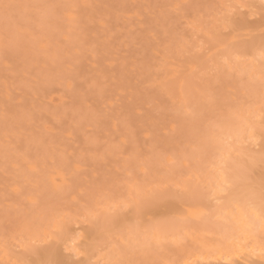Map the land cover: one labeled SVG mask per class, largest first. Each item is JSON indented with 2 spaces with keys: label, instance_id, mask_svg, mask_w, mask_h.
<instances>
[{
  "label": "rangeland",
  "instance_id": "374dc122",
  "mask_svg": "<svg viewBox=\"0 0 264 264\" xmlns=\"http://www.w3.org/2000/svg\"><path fill=\"white\" fill-rule=\"evenodd\" d=\"M225 3L233 0H0V242L6 228L15 229L7 235L16 246L18 228L45 231L51 218L67 212L77 215L68 214L78 220L71 228L81 224L84 231L89 226L79 216L88 209L100 213L113 197L137 199L175 184L190 185L197 198L169 192L152 201L139 224L142 237L147 221L161 217L168 218V233L200 222L222 230L214 213L223 203L216 208L207 199L215 179L210 164L227 147L217 140L221 131L242 120L238 101L260 88L258 76L247 68L236 74L218 56L215 43L231 40L219 22ZM28 5L69 7L39 25L30 17L52 10ZM17 33L19 45L6 56ZM180 79L187 102L173 94ZM235 170L243 179L254 174ZM200 199L210 205L202 215ZM99 218L104 224L103 212Z\"/></svg>",
  "mask_w": 264,
  "mask_h": 264
},
{
  "label": "snow or ice",
  "instance_id": "6c2138e0",
  "mask_svg": "<svg viewBox=\"0 0 264 264\" xmlns=\"http://www.w3.org/2000/svg\"><path fill=\"white\" fill-rule=\"evenodd\" d=\"M24 7L51 9L52 14L48 17H30L32 23L42 25L46 20L59 19L63 9L69 6ZM219 7L224 10L219 18L223 26L221 34L231 37V40L224 44L229 53L225 64L234 58L237 62H258L260 66V127L257 129L254 124L245 123L246 139L240 148L255 143L258 135L259 145L264 149V0H260L259 5L225 3ZM19 42L20 35L17 33L15 43L5 46V55L7 56L12 47L18 46ZM239 105L250 110L251 101L247 97L238 101L237 115L243 119ZM232 151L233 149H230L227 156H221L219 179L212 195L207 197L209 201L215 200L217 203L227 201L231 208V235L221 238L212 235L209 240H205L201 248L211 256L217 248L227 247L229 251H236L237 255L247 253L248 258L243 264H264V178L261 179L259 187L250 181L241 186L231 179L228 175V165ZM242 154L237 150V155ZM169 192L180 199L185 196L197 198V194L188 184L156 186L146 190L135 200L113 197L104 210L102 230H96L100 213L88 209L83 224L90 227H85L84 231H78L81 225H77V230L72 229L64 218L57 216L49 221L47 231L33 234L25 241L16 240V246L13 247L9 244L7 234L14 233L15 229L6 228V238L0 242V251H7L10 255L16 254L17 258L9 264H191L190 261L162 258L165 254L186 248L189 243L187 235H170L166 231L167 217L149 219L147 223L150 227L143 237L139 232L145 209L152 201ZM200 206L210 207L209 204L203 203V199H200ZM129 213L135 216V221L128 219ZM185 217L188 218L187 213ZM98 252L103 253L104 258L92 259ZM224 259L223 256L215 261L201 259L196 264H221ZM225 264H241V261L228 256Z\"/></svg>",
  "mask_w": 264,
  "mask_h": 264
},
{
  "label": "bare ground",
  "instance_id": "6f19581e",
  "mask_svg": "<svg viewBox=\"0 0 264 264\" xmlns=\"http://www.w3.org/2000/svg\"><path fill=\"white\" fill-rule=\"evenodd\" d=\"M256 2L259 4L260 3V0H256ZM233 3L234 4H236V3H254L252 0L250 1V0H233ZM202 37H203V39H206V41H211V42H213V36H210V34H206V33H204L203 35H202ZM216 45H218V47L221 49V51H220V53L218 54V56H221V57H224V55H225V58H226V56H228L229 55V53L225 50V48H224V45L223 44H221V43H218V42H216L215 43ZM240 47H242V46H240ZM219 49V50H220ZM224 58V59H225ZM219 59V58H218ZM218 59H215V60H217V62H218ZM224 59H222V60H224ZM224 63V62H223ZM222 65V64H221ZM220 65V66H221ZM226 65H228V67H230V68H232L233 69V67H234V71H235V73H236V71H237V73L239 72V68H240V70L242 71V70H244L245 68H247L246 70H247V72L246 73H248V75H251V76H255V77H259V79H260V66H259V63L257 62V63H246V62H237V61H235V59L234 58H232V59H229L228 60V63L226 64ZM166 69L168 70V72L170 73V75H173V73L177 70V68H176V63L175 62H168V66L166 67ZM243 72V71H242ZM242 72H239V75H242L243 73ZM176 73V72H175ZM236 73V74H237ZM241 73V74H240ZM244 74H245V71H244ZM243 74V75H244ZM231 75V74H230ZM232 77V76H231ZM237 77V76H236ZM257 77V78H258ZM235 79V78H234ZM254 79V78H253ZM240 80V79H239ZM255 82H257L256 80H255ZM254 82V83H255ZM257 84V83H256ZM174 88H175V93H173L174 95H175V98L177 99V101H179V102H187L188 100H189V98H188V95H190V92H188V90H184V86H183V82H182V80L180 79V80H177L176 82H175V86H174ZM199 89H201V88H198L197 89V92L199 93L198 95L196 94L197 92H194V94L195 95H197L198 97L200 96H202L203 95V93L201 92L200 93V91L201 90H199ZM232 89V88H231ZM258 89H260V88H258ZM255 90V91H251V92H248V94L250 95V97L248 98V99H250L251 98V100L253 99V101H252V108L250 109V110H248V109H246L244 106H240L239 107V111H240V114L243 116V119L240 121V124L239 125H232L233 127H231V128H228V130H224L223 131V133H222V131H221V137L219 138V139H217L218 141H219V143L221 142L222 144H224V146L225 145H227V147L225 148V149H221L220 151H219V153L217 154V156H218V158L215 160V163L213 164V163H211L210 164V166H211V169H212V171L214 170V180H211L212 181V183H210L211 184V195H212V193H213V191H214V189H215V186H216V183H217V181H218V179H219V165H220V163H221V160H220V158H221V156H227L228 154H229V150L230 149H233V151L231 152V160L229 161V165H228V175L230 176V178L231 179H233L237 184H239V185H243L245 182H248L249 180H250V182L252 183V184H254L256 187L257 186H259V184H260V182H261V179L262 178H264V149H262L261 147H260V145H259V136L257 135V137H256V142L255 143H253V144H248V145H246L245 146V148H243V149H241L240 148V145L244 142V140L246 139V136H245V123H252V124H254L255 125V127L257 128V129H259V127H260V119H259V117H260V108H259V97H260V92H259V90ZM234 90V89H233ZM233 90H232V92H233ZM239 91H243V90H239ZM238 91V92H239ZM253 92V93H252ZM244 93V92H243ZM250 93H252V94H250ZM201 94V95H200ZM245 94H246V96L248 95L246 92H245ZM245 94H243V95H245ZM203 97V96H202ZM205 97H207V96H205ZM243 97V96H242ZM188 98V99H187ZM237 98V97H236ZM241 98V97H240ZM231 99H233V98H231ZM237 100V99H236ZM227 101V100H226ZM232 103V102H231ZM225 105V104H224ZM231 105H234V104H231ZM223 106V105H222ZM237 106H238V104H237ZM233 107V106H232ZM235 107V106H234ZM223 108V107H222ZM226 110V109H225ZM237 112V111H236ZM222 113V112H221ZM220 113V114H221ZM236 114V113H235ZM234 114V115H235ZM236 116V115H235ZM221 117V116H220ZM225 117V116H224ZM228 117V116H227ZM238 117V116H237ZM230 119V118H229ZM232 119H233V117H232ZM239 119V118H238ZM234 121V120H233ZM220 122V121H219ZM218 122V123H219ZM235 123V122H234ZM242 123V124H241ZM233 124V123H232ZM235 124H238V123H235ZM215 126H217V124L215 125ZM231 126V125H230ZM234 126H236V127H238V128H234ZM219 128V127H218ZM212 129V128H211ZM229 129H230V131H229ZM232 129V130H231ZM235 129V130H234ZM237 129V130H236ZM222 130V129H221ZM216 131V130H215ZM218 131V130H217ZM216 131V132H217ZM234 131V132H233ZM218 132H220V129H219V131ZM233 132V133H232ZM218 136H219V134H217ZM216 138V137H215ZM202 140V139H201ZM207 143V142H206ZM223 146V147H224ZM196 147V146H195ZM255 148V149H254ZM250 149H252V151H254V153L255 154H257V155H254V153L251 155V154H249L250 153ZM237 150H239V151H241L243 154L242 155H237ZM257 152V153H256ZM201 158V157H200ZM198 163V162H197ZM231 163V164H230ZM185 164L187 165V163L185 162ZM193 164V163H192ZM201 164V163H200ZM233 164V165H232ZM236 164V165H235ZM188 166V165H187ZM194 166V165H193ZM198 166H199V163H198ZM236 166V167H235ZM195 167H196V165H195ZM237 167H239V169H243V170H241V171H247L248 173H250L251 171V173H253L254 172V174H255V177H254V174H253V177H252V175L250 174V177H252L251 179H253V180H251V179H249V178H245V179H243L242 177H239V175H237V170H235V169H237ZM259 167H260V169H259ZM233 168H234V170H233ZM206 173V172H205ZM204 173V174H205ZM242 173H244V172H242ZM206 174H208V172L206 173ZM249 176V175H248ZM206 177V176H205ZM213 179V178H212ZM248 179V180H247ZM213 181H214V183H213ZM213 184H214V186H213ZM209 185V184H208ZM214 187V188H213ZM134 193V192H133ZM211 195H208V196H211ZM132 200H135V198H132ZM215 201V200H214ZM105 202V201H104ZM227 201H223V202H220L219 204L217 203V202H214V204H216V208H217V204L218 205H222L221 203H223V205L222 206H219V208H217L216 210H217V212H215V210L213 211V212H215L214 213V215H217L216 217H219V219H216V220H219L220 222L219 223H217L218 225H216V227L217 226H219V224L220 225H222V230H218V228L217 229H215V228H211V229H207L206 227H200L199 226V224H201V222L200 223H197L198 224V227H193V226H195L196 225V223L195 224H192L193 226H192V228L190 227L191 226V224H190V228H188V229H182L183 230V232H179V231H177V227L174 225V227H176V229L174 230V228H173V232H172V230L170 229V235H181V234H185V235H187L188 236V238H189V243H188V245L186 246V248H184V249H181V250H179L178 252H173V253H171V254H165L162 258L163 259H172V260H177V261H190L191 262V264H196V262L198 261V260H201V259H203V260H208V259H212L213 261H215L216 259H219L221 256H223L225 259L224 260H221V264H225V262H226V259H227V257L228 256H231L233 259H239L240 261H241V264H243V262H244V260L245 259H247L248 257H247V253L245 252L243 255H237V252L236 251H229L228 250V248L227 247H223V248H217L216 250H214V252L211 254V256L204 250V249H202L201 248V245L205 242V240H209L210 239V237L212 236V235H214L215 237H217V238H221V237H229L230 235H231V221H230V215H231V208H229V206H228V203H226ZM226 203V204H225ZM98 204H100V203H98ZM215 206V205H214ZM228 206V207H227ZM94 207V206H93ZM102 207H104V206H102ZM101 207V208H102ZM215 208V207H214ZM225 208H227V209H225ZM229 208V209H228ZM196 210L199 212V213H204V211H203V207H201L200 206V204L198 203L197 204V206H196ZM227 210H229L230 211V215H229V212L227 211ZM226 211L228 212V214L226 213ZM77 212V211H76ZM83 212V211H82ZM103 212V214H104V208L101 210V212H100V214ZM212 212V211H211ZM56 213V212H55ZM68 214H70V212H67ZM64 214H66V213H64ZM60 215V217H62V216H66V217H63V218H66L65 220L70 224V226L73 228V226H72V223L73 224H75L76 225V222L78 221V220H76V222L73 220H71V219H74V217H75V215H76V213L74 214V212H73V214H72V217H73V215H74V217L72 218L71 217V219L69 218L70 217V215L68 216V214L67 215ZM83 214H85V213H83ZM206 214H208V213H206ZM211 215V214H210ZM40 216V215H39ZM54 216H56V215H54ZM77 216V215H76ZM34 217V216H33ZM47 217V216H46ZM79 217H85V215H83L82 216V213H81V216H79ZM202 217H204V216H202ZM68 218V219H67ZM100 218H102V217H100ZM99 218V219H100ZM200 218V217H199ZM199 218H196L198 221H201ZM52 219V218H51ZM212 219V218H211ZM81 220V219H80ZM133 220V219H132ZM135 220V219H134ZM133 220V221H134ZM168 220V219H167ZM215 220V221H216ZM104 221V220H103ZM196 221V220H195ZM75 222V223H74ZM80 222H83V221H80ZM98 222V221H97ZM146 222V221H145ZM167 222H169V221H167ZM172 222V221H171ZM170 222V223H171ZM218 222V221H217ZM100 223V224H99ZM99 223H97V229L96 230H98V229H100V226L99 225H102V226H104V224H102V220L100 219V221H99ZM104 223V222H103ZM184 223V222H183ZM38 224V223H37ZM78 224V223H77ZM141 224V223H140ZM172 224H174V223H172ZM178 224V223H177ZM181 224V223H180ZM188 224V223H187ZM216 223H214V225H215ZM79 225H81V224H79ZM83 225V224H82ZM143 225V224H142ZM148 225V227H150V225L149 224H147ZM170 225V224H169ZM183 224H181L180 226H182ZM203 225V224H202ZM27 225H25V227H26ZM46 226V229H48L47 227L49 226V223L47 224V225H45ZM44 226V227H45ZM88 226V225H87ZM102 226H101V228H102ZM168 226V225H167ZM197 226V225H196ZM27 227H29V226H27ZM75 228H76V226H74ZM90 227V226H89ZM143 227V226H142ZM145 227H146V225H145ZM169 227V226H168ZM170 227H171V225H170ZM169 227V228H170ZM173 227V226H172ZM183 227V226H182ZM215 227V226H214ZM221 227V226H220ZM30 228V227H29ZM40 228V227H39ZM37 229L36 228V226H35V233L34 232H32V231H30V230H28V228H18L19 230H17V232H16V234H19L21 237L20 238H18V240H22V241H25L29 236V234L31 233H34V234H36V233H39V232H44V228H43V231H42V228H40V229ZM104 228V227H103ZM102 228V229H103ZM166 228V227H165ZM178 228H179V225H178ZM46 229H45V231H46ZM146 229V228H145ZM39 232H38V231ZM41 230V231H40ZM83 230H84V228H83ZM90 230L91 231H95V230H93V229H91L90 228ZM142 230H143V228H142ZM148 230V229H147ZM146 230V231H147ZM166 230H167V228H166ZM178 230H180V229H178ZM145 231V230H144ZM146 231H145V233H146ZM29 234H28V233ZM140 232V231H139ZM20 233H22V234H20ZM27 233V234H26ZM144 233V232H143ZM30 234V235H31ZM142 234V233H141ZM27 235V236H26ZM142 237V236H141ZM10 242H12V241H10ZM257 244H258V242H257ZM14 246V245H13ZM1 252H3V253H1V255H0V258H2L1 256H3V255H5L6 256V259L4 260V257L2 258L3 259V261H5V262H3L1 259H0V264H9V262L10 261H12V260H15L16 258H17V256H16V254H9L7 251L5 252V251H1ZM5 252V253H4ZM3 254V255H2ZM35 258H37V259H39L40 257H35ZM97 258H101V259H103L104 258V254L103 253H97V255L96 256H93L92 257V259H97Z\"/></svg>",
  "mask_w": 264,
  "mask_h": 264
}]
</instances>
